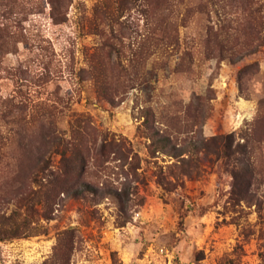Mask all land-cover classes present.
Segmentation results:
<instances>
[{
    "label": "rangeland",
    "instance_id": "1",
    "mask_svg": "<svg viewBox=\"0 0 264 264\" xmlns=\"http://www.w3.org/2000/svg\"><path fill=\"white\" fill-rule=\"evenodd\" d=\"M0 237V264H264V0H0Z\"/></svg>",
    "mask_w": 264,
    "mask_h": 264
},
{
    "label": "trees",
    "instance_id": "2",
    "mask_svg": "<svg viewBox=\"0 0 264 264\" xmlns=\"http://www.w3.org/2000/svg\"><path fill=\"white\" fill-rule=\"evenodd\" d=\"M5 35H7V37H11V36L13 37L14 36V38H15V36L17 35V32H11V30H9V32H7ZM103 146H106V145L103 143ZM172 153H173L172 154L173 156H180V155L183 154L182 151L181 152H173L172 151ZM84 159L86 160V157ZM68 164L72 165V167L74 166V168H76L75 167L76 164H75L74 158L70 157L68 159ZM250 168L252 169V167H250ZM66 171H67V169H66ZM250 174L252 175L253 172L250 171ZM237 177H238V175L236 174L235 175L236 181H235L234 186H233L234 189H233V192H232V198L234 200H236V201H241V200L245 199V197L247 195L246 194L247 193L246 187L248 188L249 185H246V183L243 184V182L239 183V181H237ZM91 187L92 186L90 184H88V183H82L79 188H76V192L75 193H76V195L85 194L88 190L91 189ZM104 192L107 193L106 191H104ZM0 239H2V238L0 237Z\"/></svg>",
    "mask_w": 264,
    "mask_h": 264
},
{
    "label": "built area",
    "instance_id": "3",
    "mask_svg": "<svg viewBox=\"0 0 264 264\" xmlns=\"http://www.w3.org/2000/svg\"><path fill=\"white\" fill-rule=\"evenodd\" d=\"M164 251H165L166 255L171 256V257H174V253L173 252H171V255H170L168 249L164 250V248H163L162 249V252H164Z\"/></svg>",
    "mask_w": 264,
    "mask_h": 264
}]
</instances>
